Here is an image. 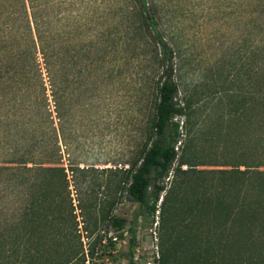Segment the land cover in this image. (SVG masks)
Segmentation results:
<instances>
[{
	"label": "rangeland",
	"instance_id": "rangeland-1",
	"mask_svg": "<svg viewBox=\"0 0 264 264\" xmlns=\"http://www.w3.org/2000/svg\"><path fill=\"white\" fill-rule=\"evenodd\" d=\"M53 1L55 11L63 14L61 23L82 26L83 32L80 28L74 31L73 43L77 44L80 39L90 42V47L81 51L83 68L72 69L74 74L79 69L83 71L80 81L83 86L74 92L72 110L63 125L65 130L59 132L60 154H39L35 158V163L41 165H46L42 163L47 159H56V164L64 168L69 194L56 174L41 170L0 172V264H11V239L22 231L24 217L20 210L30 197H37L43 189L53 199L52 215L57 231L69 234L70 243L60 244L48 259H32L31 264L57 263L71 245L78 252L73 264H158L161 251L170 246L178 250L177 256H184L191 240L188 238L184 247L174 242L177 225L165 223L159 209L153 215L139 208L123 189L116 190L118 179L109 172L115 168L127 169L146 142L155 102L154 87L161 72L149 58L152 45L136 0ZM146 1L157 29L173 52L178 88L175 101L186 107L185 116L173 119L179 125L177 157L167 177L159 181L165 190L157 208L162 197L172 192L174 168L181 157L196 164L197 171L209 172L203 175L206 185L202 190L207 193L211 189L219 192L226 188V195L232 196L229 191L234 187L243 189L245 203L253 209L256 203L264 205V148L255 144V140L264 143V123L252 124L246 129L245 103L246 83L260 93L264 91V0ZM95 43L97 47H92ZM91 62L96 63L91 65ZM76 87L75 83L72 88ZM249 116L252 120H261L264 113L258 117L254 109ZM246 143L247 151L254 152L259 163L256 169L259 172L247 183L246 175L228 178L226 174L211 172L238 166L245 170ZM1 159H10V156L0 152ZM72 166L91 170L85 178L77 177V186L72 180ZM177 179V187L170 193L172 205L178 202L179 195H184L187 201L192 194L195 197L201 193L200 185L194 184L198 178ZM114 196L117 203L111 216L125 221L121 230L100 217L106 199ZM225 212H214L210 215L213 217L210 226L203 224L194 229L198 235L217 231L218 241L212 245L213 252H204L207 244L204 237L195 244L204 256V263L263 261L264 226L253 227V245H246V238L241 241L229 236L223 238L220 229ZM229 228L232 230V226L226 227L225 235ZM220 241L224 245H218ZM183 264L198 263L188 258Z\"/></svg>",
	"mask_w": 264,
	"mask_h": 264
},
{
	"label": "trees",
	"instance_id": "trees-1",
	"mask_svg": "<svg viewBox=\"0 0 264 264\" xmlns=\"http://www.w3.org/2000/svg\"><path fill=\"white\" fill-rule=\"evenodd\" d=\"M136 3L152 45L149 58L161 72L154 87L155 102L146 142L137 159L127 169L115 168L109 172L118 179L116 190L123 189L139 208H145L153 215L159 209L165 223L170 222L172 227L177 225L174 242L181 243V247H184L186 240H191L192 244H188L189 251L184 256H177L178 250L171 246L170 249L162 250L158 264H183V260L188 258L190 262L206 264L201 250L195 244L204 237L207 243L204 252H213L212 245L218 241L217 231L209 232L211 237L208 234L198 235L194 229L197 230L203 224L210 226L209 221L213 218L211 214L219 210L226 211L223 214L220 235H224L223 238H234V241L246 238V245H253V227L264 226V205L256 203L253 209L247 201L245 203L243 189L234 187L229 191L232 196L226 195V188L219 192L211 189L207 193L202 190L206 185L203 175L209 172L197 171L196 164L193 165L181 157L174 168L172 192L177 187V177L182 176L186 180L191 177L198 178L194 184H199L202 191L195 197L192 194L191 202L190 199L185 201L184 195H179L175 205L170 202L172 192L169 191L162 197L157 208L158 200L165 190L159 181L167 177L177 157L175 145L179 137V125L173 119L185 116L186 107L179 106L175 101L178 88L174 78L173 52L164 42L153 16L150 15L148 2L136 0ZM62 16L63 14L55 11L53 0H0V152L10 156V159H1L0 172L41 170L56 174L68 196L64 168L56 164V159H47L42 163L46 165L35 163L39 154H60L57 142L59 132L65 130L63 125L69 119L74 92L83 86L80 84L83 80L81 69L84 66L81 51L84 52L90 47V42L80 39L74 44L73 33L82 26L61 23ZM79 31L83 32V29L80 28ZM96 44L92 47H97ZM74 66L81 67L76 74L72 72ZM75 83L77 87L73 89ZM249 86L246 83V129L252 124L264 123V118L252 120L249 116L254 109L258 117L264 113V91L260 93ZM255 142L264 148V143L262 145L256 140ZM247 149L249 148L246 143L245 170H240L238 166L233 170L216 169L211 172L226 174L228 178L246 175L247 183L259 172L256 170L259 168L258 156ZM29 164L31 167H27ZM182 166H187L188 169L182 170ZM90 171L87 167H70L75 186L77 177L85 178ZM247 188L248 185L246 196ZM227 198L234 201L228 202ZM28 200L20 210L24 217L21 221L22 231H18L11 239V264H31L32 259H48L60 244L70 243L69 234L57 231L52 215L53 199L48 197L45 189L37 197H30ZM105 202L106 205L100 213L102 221L108 220L115 229L121 230L125 221L111 216L117 198L108 197ZM228 226H232V230L229 228L225 235L224 230ZM218 245L224 244L220 241ZM77 257L78 252L71 245L61 254L60 261L54 264H73ZM255 264H264V260Z\"/></svg>",
	"mask_w": 264,
	"mask_h": 264
}]
</instances>
